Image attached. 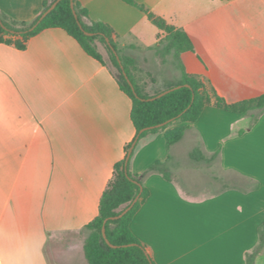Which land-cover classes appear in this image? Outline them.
Returning <instances> with one entry per match:
<instances>
[{
  "label": "crops",
  "instance_id": "obj_1",
  "mask_svg": "<svg viewBox=\"0 0 264 264\" xmlns=\"http://www.w3.org/2000/svg\"><path fill=\"white\" fill-rule=\"evenodd\" d=\"M42 1L0 0V15L30 23ZM77 1L112 28L135 61V79L151 74L160 92L179 81L171 56L156 53L163 33L137 7ZM132 1L187 35L185 72L209 81L226 103L264 94V0ZM102 58L59 28L31 37L24 50L0 44V264H87L84 229L135 136L132 102ZM194 149L204 160L190 159ZM156 162L170 181L149 171ZM178 162L208 170L216 189L199 195L175 179ZM129 171L148 193L130 230L154 264H245L258 245L264 112L206 106L176 144L169 147L162 131L136 142ZM254 264H264V248Z\"/></svg>",
  "mask_w": 264,
  "mask_h": 264
},
{
  "label": "trees",
  "instance_id": "obj_2",
  "mask_svg": "<svg viewBox=\"0 0 264 264\" xmlns=\"http://www.w3.org/2000/svg\"><path fill=\"white\" fill-rule=\"evenodd\" d=\"M55 1L43 0L42 11L30 23L13 21L0 15V21L6 28L4 29L0 25V44L13 45L18 50H24L26 42L31 37L45 29L59 28L72 37L88 56L100 63L104 62L102 55L97 49V44L104 47L109 63L116 72L115 75L120 89L132 102L130 119L135 129V136L125 147L124 158L114 165L113 177L99 201L98 215L84 229L89 233L84 239L83 253L87 264H154L146 253L144 246L130 230V223L134 214L148 194L141 180L130 173L129 162L127 166L125 165L126 156L132 143L162 131L164 132L167 145L170 147L180 141L185 129L197 121L206 106L213 105L224 111L246 116L254 111L264 112V94L257 98L234 104L226 103L224 99L217 95L209 81L185 72L180 60V54L186 51H193L192 43L187 35L183 31L169 25L161 17L135 4L132 0H123L142 11L147 19L163 33V38L158 41L155 47L156 53L162 59L171 56L172 66L180 73L179 81L168 89L176 86H180V88L160 98L148 101L149 98H153L161 92L151 96L141 92V88L133 74L137 70L134 59L126 56L119 49L112 28L105 23L92 21L88 17L87 10L82 8L77 0H60L36 28L33 31H29ZM71 1L74 4L77 20L81 24L82 29L79 28L73 15ZM16 32H19V34ZM85 32L92 35H86ZM120 66H122L128 80L132 83L134 92L124 77ZM146 128L148 130L143 131ZM190 159L194 162H199L204 160V157L198 149H194L190 153ZM149 171L157 172L165 180L170 181L169 170L162 163L156 162L150 167ZM254 188H257V185H254ZM138 195L137 202L126 214L118 220L106 223L105 235L107 243L102 236L104 220L118 215ZM110 245L117 246V248H112ZM263 248L264 221L258 230V245L251 253L246 255L245 264H254L256 256Z\"/></svg>",
  "mask_w": 264,
  "mask_h": 264
},
{
  "label": "rangeland",
  "instance_id": "obj_3",
  "mask_svg": "<svg viewBox=\"0 0 264 264\" xmlns=\"http://www.w3.org/2000/svg\"><path fill=\"white\" fill-rule=\"evenodd\" d=\"M97 49L101 55H103L105 60L108 61V55L104 47L100 44H97ZM172 69H174L173 66ZM112 70L114 73H116L113 68ZM136 81L141 88V92L144 94L151 96L160 92L161 90V87L159 86L160 83H155L151 74L144 75L142 78L136 79ZM177 166L178 168L172 170L171 175L183 184L185 181L186 184L195 186L197 194L200 193L199 195H209L216 189V187H214L213 181L209 177L208 170L198 169L187 162H178ZM88 233L89 232L85 230L84 234L86 236Z\"/></svg>",
  "mask_w": 264,
  "mask_h": 264
},
{
  "label": "water",
  "instance_id": "obj_4",
  "mask_svg": "<svg viewBox=\"0 0 264 264\" xmlns=\"http://www.w3.org/2000/svg\"><path fill=\"white\" fill-rule=\"evenodd\" d=\"M59 1H60V0H56V1H55V2L49 7V9H47V10L41 15V17L39 18V20L37 21V23H36L35 25H33V26L29 29V31H33V30L36 28V26H37V25H38V24H39V23H40V22H41V21L47 16V14H49V13H50V12L56 7V5L58 4ZM71 9H72V12H73V15H74L75 19L77 20V15H76V12H75V10H74V4L72 3V1H71ZM77 24H78L79 28L82 29V26H81V24L78 22V20H77ZM0 25H1L4 29H6V28L2 25V22H1V21H0ZM10 32H11V33H15L14 31H10ZM16 33L19 34V32H16ZM85 34H86V35H89V36L92 35V34L87 33V32H85ZM120 69L123 71L122 66H120ZM122 73H123L124 77L126 78L128 84L130 85L132 91L134 92V88H133V86H132V83L128 80L127 75L125 74L124 71H123ZM178 88H180V86H176V87H173V88H171V89H167V90L161 92L160 94H158L157 96H155V97H153V98H149L148 101L154 100V99H156V98H160V97L164 96L165 94H167V93H169V92H171V91H173V90H175V89H178ZM145 130H148V128L144 129L143 131H145ZM135 145H136V141H134V142L132 143L130 149L128 150V153H127V156H126V160H125V165H126V166H127L128 162H129L130 156H131V154H132V152H133V149H134ZM138 198H139V195L133 200V202H132L128 207H126L125 209H123L118 215L113 216V217H110V218L104 220V222H103V226H102V236H103V238H104L105 240H106V235H105V225H106V223H107L108 221H115V220H118L119 218H121L124 214H126V213L132 208V206L137 202ZM106 242H107V240H106ZM107 243H108V242H107ZM110 247H112V248H117V246H113V245H110Z\"/></svg>",
  "mask_w": 264,
  "mask_h": 264
}]
</instances>
